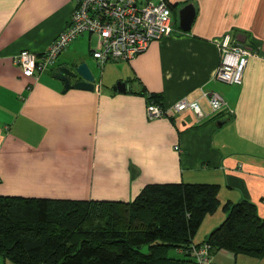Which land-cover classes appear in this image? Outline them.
Returning a JSON list of instances; mask_svg holds the SVG:
<instances>
[{
  "label": "crops",
  "instance_id": "1",
  "mask_svg": "<svg viewBox=\"0 0 264 264\" xmlns=\"http://www.w3.org/2000/svg\"><path fill=\"white\" fill-rule=\"evenodd\" d=\"M169 1L175 12L195 6L190 31L175 27L134 59L103 66L92 54L96 38L84 33L31 78L15 58L44 54L75 0H0V195L130 201L151 183L213 182L221 204L248 198L264 218V0ZM226 34L252 53L240 85L216 77ZM84 61L94 75L100 70L95 90L65 91L56 68ZM120 81L127 92L113 89ZM143 91L161 94L168 114L150 119ZM206 92L224 100L220 111ZM183 98L199 101L205 117L176 111ZM221 213L205 218L195 242ZM212 264L264 259L222 250Z\"/></svg>",
  "mask_w": 264,
  "mask_h": 264
},
{
  "label": "trees",
  "instance_id": "2",
  "mask_svg": "<svg viewBox=\"0 0 264 264\" xmlns=\"http://www.w3.org/2000/svg\"><path fill=\"white\" fill-rule=\"evenodd\" d=\"M142 94L165 108L161 94ZM219 191L217 183L181 181L148 184L130 201L0 195V256L14 264H200L192 249L206 247L209 264L222 250L264 259L256 204L245 198L221 206ZM220 206L223 221L195 242Z\"/></svg>",
  "mask_w": 264,
  "mask_h": 264
},
{
  "label": "built area",
  "instance_id": "3",
  "mask_svg": "<svg viewBox=\"0 0 264 264\" xmlns=\"http://www.w3.org/2000/svg\"><path fill=\"white\" fill-rule=\"evenodd\" d=\"M173 16L169 0H75V8L67 28L54 40L47 51L38 56L23 50L15 62L26 77H36L44 69L55 64L59 55L84 33L97 37L92 50L99 64L108 61L131 60L147 50L153 41L168 36L173 30ZM221 60L216 71L220 81L240 85L251 50L233 41L231 34L219 42ZM213 111H220L224 100L220 96L205 93ZM176 111L192 108L202 119L205 113L199 101L181 99L174 106ZM232 112V111H230ZM150 116H164L168 110L157 104L147 106ZM152 118V117H150ZM200 264H209L206 247H193Z\"/></svg>",
  "mask_w": 264,
  "mask_h": 264
},
{
  "label": "water",
  "instance_id": "4",
  "mask_svg": "<svg viewBox=\"0 0 264 264\" xmlns=\"http://www.w3.org/2000/svg\"><path fill=\"white\" fill-rule=\"evenodd\" d=\"M196 18V8L192 3L186 4L179 10V27L182 31H190ZM56 78L64 83L65 91L69 89L95 90L96 77L87 62L73 65H62L56 68ZM113 89L127 92L126 82H118Z\"/></svg>",
  "mask_w": 264,
  "mask_h": 264
},
{
  "label": "rangeland",
  "instance_id": "5",
  "mask_svg": "<svg viewBox=\"0 0 264 264\" xmlns=\"http://www.w3.org/2000/svg\"><path fill=\"white\" fill-rule=\"evenodd\" d=\"M172 6V5H171ZM172 9V8H171ZM180 10V9H179ZM179 10H177L176 12H172V16H173V23H174V26H173V28L175 29V27H177L178 29H180V27H179V23H180V19H179ZM81 36V35H80ZM225 36L226 35H224V36H222V38L224 39L225 38ZM95 38H96V42H97V37L96 36H94ZM221 38V39H222ZM233 39V38H232ZM234 42H235V40H233ZM238 43V42H237ZM249 59V58H248ZM101 69H103V68H101ZM99 75H100V70L98 71V70H96V74H95V77H96V82L97 83H99V81H100V77H99ZM244 75V74H243ZM243 81V80H242ZM111 87V89H112V87L113 86H110ZM180 101V100H179ZM178 101V102H179ZM149 104H147V106H148ZM175 106V105H174ZM174 106H173V108H174ZM175 109V108H174ZM187 109V108H186ZM186 109H184V110H186ZM190 109V108H189ZM192 109V108H191ZM193 111V110H192ZM180 112V111H179ZM194 113H195V111H194ZM196 114V113H195ZM197 115V114H196ZM150 117H152V118H150ZM149 118L150 119H155V118H159V117H156V116H150ZM160 117H162V116H160ZM101 200H106V199H101ZM221 206H223V204L221 205ZM218 212V211H217ZM223 213V211H221V209L219 208V213ZM221 213V214H222ZM224 214V213H223ZM170 255L172 256V257H176L177 256V253L174 251V250H172L171 252H170ZM7 262H9L10 264H14V263H12L11 261H4L3 260V258L0 256V264H6Z\"/></svg>",
  "mask_w": 264,
  "mask_h": 264
}]
</instances>
